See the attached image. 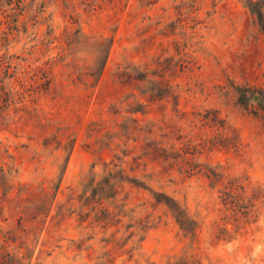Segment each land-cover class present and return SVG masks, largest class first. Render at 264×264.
Instances as JSON below:
<instances>
[{
	"label": "rangeland",
	"instance_id": "rangeland-1",
	"mask_svg": "<svg viewBox=\"0 0 264 264\" xmlns=\"http://www.w3.org/2000/svg\"><path fill=\"white\" fill-rule=\"evenodd\" d=\"M42 1L47 21L38 26L29 21L28 31L14 32L9 49L0 51L17 69L9 90L22 91V85L31 89L30 106L22 109L15 97L0 119V168L12 162L17 170L7 196L0 187L5 232L17 228L21 197L41 187L52 191L59 182L70 145L66 136L72 135L77 141L57 194L53 224L62 210L64 215L55 232L45 231L38 242L29 239L36 249L34 263L39 258L43 264H264V32L246 7L248 0L36 3ZM36 7L21 21L30 20ZM78 31L114 39L96 86L77 79L84 66L94 64L93 50L79 48L68 60H60L67 34ZM159 56L177 99L150 104L146 116L136 117L142 125L153 122L158 138L173 141L181 154L190 147L191 162L181 161V166L196 174L173 171L155 176L148 187L177 199L200 229L195 239L185 236L149 190L128 187L131 215L149 219L153 227L144 241L137 236L117 250L103 242L114 229L104 233L89 227L90 221L81 222L80 183L94 164L101 172L104 161L125 150V138L113 139L118 125L130 117V105L146 104L139 84L126 88L114 74L128 63L155 68L152 61ZM39 68L47 74L38 78L34 75ZM48 79L50 88H39ZM238 87L250 90L248 106L241 103ZM95 127L99 132L88 137ZM59 130L66 136L56 150ZM46 139L50 149L43 145ZM200 168L220 176H204Z\"/></svg>",
	"mask_w": 264,
	"mask_h": 264
},
{
	"label": "trees",
	"instance_id": "trees-1",
	"mask_svg": "<svg viewBox=\"0 0 264 264\" xmlns=\"http://www.w3.org/2000/svg\"><path fill=\"white\" fill-rule=\"evenodd\" d=\"M36 1L0 0V51L9 49L14 32L18 33L21 29H24V32L28 31L29 21H34L36 26L41 23V20L43 23L47 21L43 16L46 13V2L42 1L37 4ZM36 5V10L32 13L30 20L21 21L23 15ZM246 7L257 18L256 21L264 32V0H248ZM40 16L43 17L39 20ZM48 35H50L49 32ZM113 42V38L85 36L80 31L72 35L67 34L65 38L66 47L63 48L59 55L60 60H68L70 55L79 48L93 50L91 56L94 59V64L84 66L83 70L79 71L77 79L79 81L92 80L94 86H96L102 77L103 71H105ZM0 58V119H3L6 111L10 110L11 104L15 103L13 101L15 97L18 98L19 103L23 104L22 109L30 106L27 103V97L31 89L22 85V91L14 92L9 90L8 83L13 77L15 78L17 69H15L16 67L13 66L12 62L7 60L6 53ZM160 59V56L153 58L152 62L155 64V68L152 64L145 63L144 66H137L133 63H128L124 67H119L114 74L116 81L126 88L139 84V88H141L140 96L146 101V104L138 101L137 106L130 105V109L127 111L130 117L118 125L119 131L113 139L122 141L125 138V150L123 149L120 153L114 154L110 162L104 161L101 172L95 171L96 164H94L90 173L87 176L85 175L80 183L78 202L80 204L79 215L81 222L90 221L91 226L89 225V227L93 230L99 228L104 233L114 229L110 237L103 240V242L107 245L112 244L117 250L124 249L137 236H140L139 242L144 241L147 232L153 227L149 219L146 221L138 220L131 215L133 210L128 209V187L149 190L153 194L154 200L166 207L172 214L185 236L195 239L200 229L198 220L190 215L189 211L177 199L166 193L154 192L148 187L149 181H153L155 176H165L172 174L173 171H180L184 175L196 174L188 166H181V161L185 163L191 162L188 158L190 147L181 154L176 149L177 146L173 141L172 143H167L165 139L162 141L158 138L153 122L142 125L141 120L136 117L137 114L146 116V111L150 104H155L158 101L164 102L171 97L177 99V95L174 93L175 89L171 88L170 81L165 73L166 70L163 69L164 65ZM41 73L42 75L47 74L43 71V68H39L34 76L39 78ZM35 83H37V79ZM50 86L51 81L48 79L39 88L47 90ZM31 88H33L32 85ZM238 90L241 103L244 106H248L250 90L239 87ZM260 104L264 105V102ZM58 132L55 136L57 139L56 150L61 148V138L66 136L63 131L59 130ZM98 132V128L95 127L90 130L88 137L91 138L94 133ZM66 138L69 140L70 145L64 164L61 166L59 182L53 185L52 191L46 187H41L38 191L27 193V196L20 198L18 201L19 208H17L19 216L17 228L12 231L5 232V228L2 226L5 221V210L1 205L0 197V264H43L39 262V258L34 263L33 259L36 249L34 246L32 249L28 241L34 237L38 242L45 231L48 234L55 232V228L60 225V220L63 218L62 210V213L57 215L59 220L53 224L54 220H56V217H53L52 214L57 194L73 147L77 141L76 138H72V135H68ZM131 141L136 145H130ZM50 144V141L46 139L43 145L45 148L50 149ZM119 146L121 144L116 147L119 148ZM103 148L109 149L110 147H101V149ZM201 154L202 152L199 153V156ZM3 159L5 158L3 157ZM10 163L12 162L5 163L0 168V187L3 190V196H7L10 190L13 189L12 181H14V176L17 173L14 165ZM178 166L180 167L177 168ZM197 171L207 177L210 174H213L214 177L220 176L217 172L207 168L203 170L200 168ZM27 190L30 191L29 188ZM122 195H124V198L121 197ZM126 220L129 221L125 222ZM2 238H4V241L1 240ZM6 241L13 242L16 245L14 249H11L5 243ZM18 241L19 244H16ZM41 253H43V250ZM110 253L111 251H107L106 255H111ZM109 262L112 263L113 260ZM182 264L191 263L182 262Z\"/></svg>",
	"mask_w": 264,
	"mask_h": 264
}]
</instances>
